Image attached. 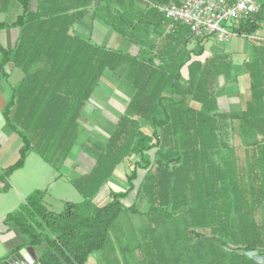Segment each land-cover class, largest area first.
<instances>
[{
  "label": "trees",
  "instance_id": "1",
  "mask_svg": "<svg viewBox=\"0 0 264 264\" xmlns=\"http://www.w3.org/2000/svg\"><path fill=\"white\" fill-rule=\"evenodd\" d=\"M65 1L38 0L31 10L30 0H20L23 11L13 23L19 28L17 43L11 51L0 46L3 64L23 75L2 112L21 145L15 162L0 170V185L29 153L59 168L76 144L83 109L104 73L126 84L129 101L108 140L87 143L95 160L92 170L68 179L82 201H64L56 212L45 204L46 189H34L1 222L19 230L25 244L37 251L38 264H85L105 247L122 212L142 214L135 201L143 192L146 214L153 212V248L154 229L163 224L165 232L158 231V237L167 240L170 254H189L188 264H259L245 252L264 256V219L258 218L264 209V163L250 165L245 179L243 168L236 167L232 177L233 168L216 158L230 144H247L252 152L262 144L264 152V42L253 40L252 58L243 62L250 83L243 107L220 112L210 104L222 62L192 60L204 52L205 38L194 37L184 25L168 31L158 11V6L179 0H97L94 7L106 3L107 25L138 45L137 54L74 34L71 25L83 12L68 15ZM91 1L81 0L76 7L85 9ZM235 30H264V0L260 11ZM194 40L197 49L182 56ZM125 160L131 167L127 188L110 192L103 205L95 203L114 168ZM140 169L145 174L135 187ZM135 188L133 203L125 205L123 199ZM159 252L153 251V264L181 262Z\"/></svg>",
  "mask_w": 264,
  "mask_h": 264
},
{
  "label": "crops",
  "instance_id": "2",
  "mask_svg": "<svg viewBox=\"0 0 264 264\" xmlns=\"http://www.w3.org/2000/svg\"><path fill=\"white\" fill-rule=\"evenodd\" d=\"M80 1L66 0L63 3L67 5L68 15L78 11L83 12L71 25L74 34L87 38L97 45L121 48L131 54L138 53V45L118 37L119 35L107 25L106 20L108 17L107 10H104L106 4L104 1H99L97 6L94 7L97 0H92L91 4L87 5L85 9L76 7ZM111 1L115 3L117 0ZM29 3V8L34 10L38 0H30ZM22 11L20 0H0V24L3 25V27H0V46L6 51L13 50L17 43L19 28L14 26L13 23ZM150 28L151 37H153V26H150ZM158 30L160 33L166 34L164 27H159ZM252 51L253 47L250 45L246 47L239 46L238 38H233L223 46V53L234 55L236 60L232 63L231 70L227 74L221 73L218 77L219 80L222 78L223 81L217 83L218 87L214 102L210 104L217 111L233 113L238 112L243 107V102L250 94V83L248 72L244 66H241L243 61L246 60L242 53L245 52L246 57L250 59ZM22 76L20 69L12 67L9 63L3 64L0 55V170L15 162L13 160L18 157V150L21 145L19 136L7 126L2 112L12 96L13 87L20 82ZM112 77L113 75L110 73H104L99 87L96 88L86 102L79 122L82 131L77 136L76 144L73 145L67 156L59 162L58 169L52 168L36 153H29L24 165L15 170L5 184L0 185L2 189L0 191V259L4 258L3 261H0V264H3L12 253L27 247L25 244L26 239L19 230L14 226H5L1 222V218L15 209L31 191L46 189L45 204L56 212L62 209L64 201H82L83 197L69 183L68 179L77 178L92 170L95 160L94 155L86 151L87 147L91 145L87 144L88 136L94 133L91 136L93 137L91 142L105 143L113 130L114 123L125 112L130 97V91L127 89L126 84L120 80L115 84ZM113 83L118 91L121 90V94L119 93L121 97L119 95L113 96L109 92L104 94L99 89L100 85L109 88ZM98 90L100 94H97L99 93ZM109 97L112 98L110 104H108L110 102ZM101 100H104L105 104L98 106L97 103ZM110 106L113 110L108 109ZM95 110L98 111L96 113H101L100 117H94ZM261 117L264 119V114ZM97 133L100 136H97ZM104 135L106 138L100 139ZM262 146V144L256 146V151L252 152L253 148L251 149L247 144H230L228 150L223 149L218 153L219 158L217 157L216 160L223 164L228 163L230 170L233 168L234 173H230L232 177L236 176V167L243 168L245 171L243 177L247 179V175L250 173L248 169L250 165L256 161L260 164L264 163ZM130 169L127 160L119 163L114 168L111 177L95 196V203L103 205L110 200V192L124 191L127 188L126 174ZM138 210L144 215L128 212H123L127 214H125L126 216H122V213L119 215V219L122 221L113 224L105 247L101 251L90 255L85 264H125L127 258H125L124 253L126 250H129L127 254L132 255L130 260L133 262L143 260L145 255L147 260L153 261V221L150 220L151 217L148 214L146 215L148 208L140 210L138 207ZM131 216H135L137 219L140 218L141 221H133L135 218ZM263 216L264 209L260 211L258 218L264 219ZM142 251H145L144 255ZM35 252L37 254L36 250ZM174 257L181 259L179 264H188L187 262L190 259L189 254L181 255V257L169 252L166 254V259H174ZM32 264H38V261L36 260Z\"/></svg>",
  "mask_w": 264,
  "mask_h": 264
},
{
  "label": "built area",
  "instance_id": "3",
  "mask_svg": "<svg viewBox=\"0 0 264 264\" xmlns=\"http://www.w3.org/2000/svg\"><path fill=\"white\" fill-rule=\"evenodd\" d=\"M262 0H179L158 6L168 31L184 25L194 37L226 44L235 37L264 42V30L253 34L235 30L238 23L260 11Z\"/></svg>",
  "mask_w": 264,
  "mask_h": 264
},
{
  "label": "rangeland",
  "instance_id": "4",
  "mask_svg": "<svg viewBox=\"0 0 264 264\" xmlns=\"http://www.w3.org/2000/svg\"><path fill=\"white\" fill-rule=\"evenodd\" d=\"M167 26H168V22H167ZM263 31V30H262ZM235 38H238V45L239 46H248V45H250V43L253 41L252 39H246L245 37H235ZM201 44H202V46H203V49H204V52L201 54V55H199V56H195V55H193L191 58H192V60H196L197 62H200V61H203V60H205L206 58H216V59H218L220 62H222L221 63V67H220V73H222V74H227L228 73V71L229 70H231V66H232V63L234 62V60H236L235 59V57H234V55H232V54H229V55H226L225 53H223V46L225 45V44H219V43H216L212 38H205V39H203L202 40V42H201ZM227 44V43H226ZM251 46V45H250ZM192 49H194V50H196L197 49V44H196V41L194 40V41H192V42H190L188 45H187V47H186V49H184L183 50V52H182V56H185L186 54H188V52H189V50H192ZM242 55L243 56H245V58H246V60H250L249 59V57H246V53L245 52H243L242 53ZM250 58H252V57H250ZM240 62V61H239ZM244 62V61H243ZM241 66H243V65H241ZM183 75L184 76H187V69L186 68H184L183 69ZM224 76V75H223ZM113 79L112 80H114V82H115V84H117L116 82L119 80L118 78H116L115 76H113L112 77ZM219 79H217V83L219 84V82H222L223 81V79L222 78H220V80L218 81ZM114 83L112 84V86L111 87H106V86H103V85H100V88L99 89H101L100 91L101 92H103L104 94H108V92L110 93V94H112L113 96L114 95H119L120 96V94H121V90L120 91H118L117 89V87H116V85H115ZM99 87V86H98ZM120 88V87H119ZM97 92H99V90L97 91ZM120 93V94H119ZM97 94H100V92L99 93H97ZM111 95V96H112ZM121 97V96H120ZM243 98V97H242ZM108 100L110 101L108 104H110L111 103V100H112V98L111 97H109L108 98ZM98 104V106H102V105H104L105 104V101L103 100H101L100 102H98L97 103ZM109 110L110 109H112L111 108V106L108 108ZM113 110V109H112ZM96 112H98V111H96L95 110V116L94 117H100V115H101V113H96ZM16 134V133H15ZM94 134V133H93ZM93 134H91V136H93ZM86 135H88V134H86ZM95 135H96V133H95ZM15 136H17V135H15ZM90 135L88 136V141H87V143H91V140H92V138L93 137H91ZM97 136H100L98 133H97ZM18 138V137H17ZM104 138H106V136L104 135L103 137H100V139H104ZM90 139V140H89ZM107 140H108V138H107ZM239 140H237V142H238ZM94 142H96V141H94ZM97 142H99V141H97ZM84 143H86V142H84ZM10 146V145H9ZM73 147V146H72ZM151 155H153V151H151ZM17 159V157L13 160V161H15ZM144 174H145V171L144 170H142V169H140L139 171H138V178H137V180L134 182V185H135V187H137L138 186V184H139V181L142 179V177L144 176ZM135 191H136V188L132 191V192H130L129 193V195L127 196V197H125L124 199H123V203L125 204V205H130L131 203H133V201H134V197H135ZM146 197H145V195H144V193L142 192L140 195H139V197L137 198V200L135 201L136 202V206H137V208L139 207V209L140 210H143V209H147L149 206H148V204L146 203V205H145V202H147L146 201V199H145ZM153 211V210H152ZM126 213H123L122 212V216H126L125 215ZM142 215H144V214H142ZM147 215V214H146ZM150 217H151V219L150 220H152L153 221V212H151L150 213V215H149ZM132 218L134 217L135 218V216H131ZM264 217V216H263ZM121 218V217H120ZM123 218V217H122ZM117 221H122L121 219H119V217H118V219L115 221V222H117ZM133 221H136V222H139V221H141L140 220V218H135V220H133ZM114 222V223H115ZM156 225V224H155ZM153 227H154V225H153ZM157 229V230H156ZM155 230V234H156V236H154V238L156 239L155 240V245H154V248H153V251L154 252H156V253H158V251H164V253H165V256H166V254H167V252L169 251V247H168V244H167V240L164 238V237H158V231L160 232V233H163V232H165V230H164V225L162 224V225H159V226H157L156 225V228L154 229ZM157 246V247H156ZM141 248H142V246H141ZM140 249V248H139ZM129 252V250H126L125 251V253L124 252H122V253H124L125 254V258H127L126 260H125V264H153V262L155 263L156 262V255H155V253L153 254V260L154 261H150V260H147V257H146V255L145 256H143V260H141V261H136V262H133L132 260H130V258L132 257V255H129V254H127ZM143 252V255L145 254V251H142ZM150 252H152V251H150ZM159 252V253H160ZM131 256V257H130ZM159 256V255H158ZM162 259H163V257H162ZM161 259V260H162ZM159 260H160V257H159Z\"/></svg>",
  "mask_w": 264,
  "mask_h": 264
},
{
  "label": "water",
  "instance_id": "5",
  "mask_svg": "<svg viewBox=\"0 0 264 264\" xmlns=\"http://www.w3.org/2000/svg\"><path fill=\"white\" fill-rule=\"evenodd\" d=\"M246 256L252 258L259 264H264V256L258 254L255 250H249L245 252ZM38 259L35 249L31 246H27L12 253L3 264H32Z\"/></svg>",
  "mask_w": 264,
  "mask_h": 264
}]
</instances>
